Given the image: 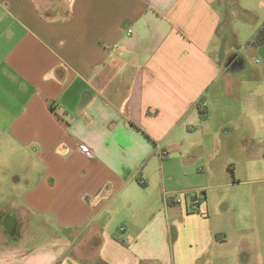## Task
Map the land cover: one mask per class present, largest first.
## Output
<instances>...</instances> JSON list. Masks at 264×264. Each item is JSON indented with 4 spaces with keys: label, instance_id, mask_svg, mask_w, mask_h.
Segmentation results:
<instances>
[{
    "label": "crops",
    "instance_id": "1",
    "mask_svg": "<svg viewBox=\"0 0 264 264\" xmlns=\"http://www.w3.org/2000/svg\"><path fill=\"white\" fill-rule=\"evenodd\" d=\"M245 1L260 23L240 40L238 0H0V149L22 214L0 264L262 259L234 257L228 209L211 212L209 190L237 182L188 183L204 154L247 152L264 117V45L247 44L264 0Z\"/></svg>",
    "mask_w": 264,
    "mask_h": 264
},
{
    "label": "rangeland",
    "instance_id": "2",
    "mask_svg": "<svg viewBox=\"0 0 264 264\" xmlns=\"http://www.w3.org/2000/svg\"><path fill=\"white\" fill-rule=\"evenodd\" d=\"M238 1L239 5L234 7L232 13L231 26L238 32L240 40H245L247 36L245 32L249 30V27L253 29L260 22L258 15L251 14L247 10L248 1ZM263 23L264 19L261 24ZM249 32L251 31L249 30ZM255 118L258 120L256 124L249 122L247 126L250 133L248 134L250 139L247 152L240 156L236 152L211 156L204 154L205 159L199 165L201 166L200 174L188 183L205 185L211 182H228L230 180L237 182L233 185H223L218 189L209 190L211 212L218 213L222 208L228 209V227L233 232L234 257L239 256L243 246H250L254 247V250L262 252V259L259 255L254 256L255 262L251 264H264V138H261L264 136L262 131L264 117ZM254 126L261 131L254 132ZM206 159L212 162L214 178H210V176L208 178L209 167L206 165ZM16 168V159L6 158L0 149V245L3 244L5 238L17 241L22 226L19 225L15 232H9L4 230L1 225V215L4 214H14L19 221L22 220V214L18 211V196L21 191L12 181ZM8 190H10V195H7ZM30 227L27 229L29 235L34 228L32 225Z\"/></svg>",
    "mask_w": 264,
    "mask_h": 264
},
{
    "label": "trees",
    "instance_id": "3",
    "mask_svg": "<svg viewBox=\"0 0 264 264\" xmlns=\"http://www.w3.org/2000/svg\"><path fill=\"white\" fill-rule=\"evenodd\" d=\"M247 44L253 45V46H263L264 45V23L255 33V35L248 40Z\"/></svg>",
    "mask_w": 264,
    "mask_h": 264
},
{
    "label": "water",
    "instance_id": "4",
    "mask_svg": "<svg viewBox=\"0 0 264 264\" xmlns=\"http://www.w3.org/2000/svg\"><path fill=\"white\" fill-rule=\"evenodd\" d=\"M3 227L7 230H12L17 225V221L13 215H9L3 219Z\"/></svg>",
    "mask_w": 264,
    "mask_h": 264
},
{
    "label": "built area",
    "instance_id": "5",
    "mask_svg": "<svg viewBox=\"0 0 264 264\" xmlns=\"http://www.w3.org/2000/svg\"><path fill=\"white\" fill-rule=\"evenodd\" d=\"M83 149L88 151L87 147L82 145ZM168 155V151L166 149H163L162 152H161V156L164 158ZM174 198L178 201V202H181L182 201V198L178 197L176 194L174 196ZM192 206L195 205V204H198V200H192Z\"/></svg>",
    "mask_w": 264,
    "mask_h": 264
},
{
    "label": "flooded vegetation",
    "instance_id": "6",
    "mask_svg": "<svg viewBox=\"0 0 264 264\" xmlns=\"http://www.w3.org/2000/svg\"><path fill=\"white\" fill-rule=\"evenodd\" d=\"M9 215H13L14 217H15V219H16V221L18 222V219L16 218V216L14 215V214H9ZM9 215H1V225H2V228L4 229V230H6V231H11V232H15V230L17 229V225H16V227H14L12 230H7V229H5L4 227H3V219L5 218V217H7V216H9Z\"/></svg>",
    "mask_w": 264,
    "mask_h": 264
}]
</instances>
